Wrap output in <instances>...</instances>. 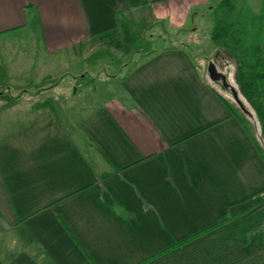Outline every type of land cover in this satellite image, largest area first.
<instances>
[{
	"label": "crops",
	"instance_id": "0c3cea01",
	"mask_svg": "<svg viewBox=\"0 0 264 264\" xmlns=\"http://www.w3.org/2000/svg\"><path fill=\"white\" fill-rule=\"evenodd\" d=\"M212 1L0 0V264H264L253 125L203 56L132 40L134 16L179 28ZM260 3V43L243 44L264 120Z\"/></svg>",
	"mask_w": 264,
	"mask_h": 264
},
{
	"label": "rangeland",
	"instance_id": "374dc122",
	"mask_svg": "<svg viewBox=\"0 0 264 264\" xmlns=\"http://www.w3.org/2000/svg\"><path fill=\"white\" fill-rule=\"evenodd\" d=\"M212 4L216 9L214 12H209L208 8H205L198 11V13L180 14V17H177L176 20L181 21V25H177L179 28L153 27L150 30H146L143 21H148L150 17L151 20L154 18L150 15L142 18L134 16L135 22L132 40L135 44L139 41L138 37H143L145 40L153 37L155 40L156 35L159 34L158 36L167 37L166 43L170 42L172 44L175 42L178 44L182 42L187 52L193 55L196 54L197 57H204V68L202 67V71H204L209 81L211 80L206 74V65L208 61H213L217 69L227 76L230 85L237 90L239 99L250 113V115H245L248 118V123L249 125H253L251 128H253L255 135L259 139V143H261L262 150H264V120L255 112L252 105L255 96L257 98L260 90H262L258 82L259 77L256 75L261 72L260 65H262V62H254L252 55L249 53L251 46L243 44V42L247 41L248 43L250 40L254 41L253 43L255 44L260 43L263 26L260 0H214ZM221 4L223 7L218 8ZM223 8L226 9L225 12ZM199 15L204 17H200ZM137 21L142 24H138L139 22ZM215 27L219 29L212 36L211 30ZM194 28L197 29L195 30ZM232 40L233 42L240 43V49L243 52V57H246L245 59L240 58L241 56L239 57L235 52L237 51V45L229 44ZM155 43L157 42L155 41ZM226 49H233L238 59L231 58L230 56L232 55L230 54H227L229 57L225 56L224 60L220 58L212 59L216 55L217 50H222L223 52L219 53L222 55V53L226 54L224 52ZM250 56L252 57L251 60H247ZM252 74L256 76H252ZM214 84L219 93L228 98L233 108L237 109L229 90L222 88L218 82H214Z\"/></svg>",
	"mask_w": 264,
	"mask_h": 264
},
{
	"label": "water",
	"instance_id": "95a60500",
	"mask_svg": "<svg viewBox=\"0 0 264 264\" xmlns=\"http://www.w3.org/2000/svg\"><path fill=\"white\" fill-rule=\"evenodd\" d=\"M206 74L212 82H218L222 85L223 88L229 90L233 97V100L237 103L242 112L250 115L249 111L245 108L244 104L239 99L237 90L230 85L227 76L223 72L219 71L216 64L211 60L208 61L206 65Z\"/></svg>",
	"mask_w": 264,
	"mask_h": 264
},
{
	"label": "trees",
	"instance_id": "16d2710c",
	"mask_svg": "<svg viewBox=\"0 0 264 264\" xmlns=\"http://www.w3.org/2000/svg\"><path fill=\"white\" fill-rule=\"evenodd\" d=\"M220 86L222 87V85L220 84ZM223 88V87H222ZM225 89V88H224ZM250 97V96H249ZM223 100V102L230 107L231 111L233 110V105L231 104L230 101H226L225 99L221 98ZM235 102V101H234ZM236 104V110H238L239 112H241L243 115H247L246 113L242 112V110L240 109V107L237 105V103L235 102ZM262 157L264 159V154H262Z\"/></svg>",
	"mask_w": 264,
	"mask_h": 264
},
{
	"label": "bare ground",
	"instance_id": "6f19581e",
	"mask_svg": "<svg viewBox=\"0 0 264 264\" xmlns=\"http://www.w3.org/2000/svg\"><path fill=\"white\" fill-rule=\"evenodd\" d=\"M220 88V87H219Z\"/></svg>",
	"mask_w": 264,
	"mask_h": 264
}]
</instances>
